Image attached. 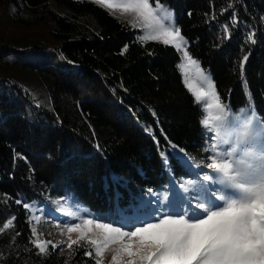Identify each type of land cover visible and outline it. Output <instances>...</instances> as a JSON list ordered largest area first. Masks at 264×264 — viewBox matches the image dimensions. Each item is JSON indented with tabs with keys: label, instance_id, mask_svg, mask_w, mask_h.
Instances as JSON below:
<instances>
[{
	"label": "trees",
	"instance_id": "trees-1",
	"mask_svg": "<svg viewBox=\"0 0 264 264\" xmlns=\"http://www.w3.org/2000/svg\"><path fill=\"white\" fill-rule=\"evenodd\" d=\"M159 3L228 110L251 104L264 115V0ZM2 8L13 27L39 30L0 35V264H95L83 242L40 253L32 210L68 199L115 225L154 215L205 156L202 106L172 45L139 41L92 0H0Z\"/></svg>",
	"mask_w": 264,
	"mask_h": 264
},
{
	"label": "snow or ice",
	"instance_id": "snow-or-ice-1",
	"mask_svg": "<svg viewBox=\"0 0 264 264\" xmlns=\"http://www.w3.org/2000/svg\"><path fill=\"white\" fill-rule=\"evenodd\" d=\"M96 2L115 7L110 0ZM121 7L123 11L135 12L148 21L147 26L152 28L154 34L141 39L158 40L163 37V43L174 44L177 49L183 47L185 42L180 28L166 24L170 13L159 0H156L155 7L149 0H131ZM253 36L249 34L248 39L255 43ZM183 58L187 61L183 65L185 71L189 66H196L198 74L202 73L199 61L187 50L183 51ZM247 59L245 56L240 62L242 73ZM206 80L209 91L197 89L196 102L199 103L204 97L211 98L213 103L208 107L215 106L220 113L215 119L221 122V128L226 124H240L239 120L234 121L229 116L228 106L221 102L210 74ZM251 110V104L240 110L243 131L237 134L235 141L220 137V142L211 146L212 155L206 157L210 161L206 167L211 172L206 173L203 183L196 186L193 195L199 200L190 210L162 211L159 215L148 213L147 219L121 227L98 223L96 226L104 230L103 247L100 241L87 238L83 233L76 240L69 237L67 246L72 248L82 240H89L96 245L95 256L101 257L109 241L118 242L120 248L117 255L126 254V264H264V122L249 116ZM208 123L207 119L201 121L204 126ZM161 155L167 164V158ZM200 163L204 164L205 161ZM16 203L20 204L21 201ZM23 207L27 210L32 205L24 203ZM14 219L5 222L3 230H7ZM90 223L84 220L85 225ZM138 223L142 226H136ZM122 228L134 230L122 231ZM77 230H80L79 224L67 229L69 233ZM33 243L40 253L46 252L47 244L54 249L59 247L51 241L45 243L37 240ZM85 255L91 256L92 251H86ZM117 255L112 257L113 264L117 261ZM95 264H102L101 259H97Z\"/></svg>",
	"mask_w": 264,
	"mask_h": 264
},
{
	"label": "rangeland",
	"instance_id": "rangeland-1",
	"mask_svg": "<svg viewBox=\"0 0 264 264\" xmlns=\"http://www.w3.org/2000/svg\"><path fill=\"white\" fill-rule=\"evenodd\" d=\"M96 2V0H92ZM110 2L115 5V7H107L101 5L105 9H107L112 14L118 16L119 18L123 19L125 22L129 23L135 30L138 31V39L141 42H146L150 40H143L141 37L146 36L148 34H154L151 27L147 26L148 21H145L142 17L137 15L135 12L131 11H123V5H126L131 2V0H110ZM97 3V2H96ZM149 3L152 7L156 6V3ZM166 8V7H165ZM167 9V8H166ZM170 13L169 21L166 24L170 23L172 26L177 27L175 24V17L174 13L167 9ZM38 27L23 29V28H16L13 27L10 18L8 16L7 8L0 9V35L2 33L4 35H13L15 38H36L38 37ZM249 34H253L251 31H246L243 33V36L248 39ZM163 37L158 40L163 42ZM249 40V39H248ZM184 45L181 49H177L174 44L172 45L180 55V65L181 71L186 81V85L188 89L192 92L196 100V90L197 89H204V91H209L207 88V80L206 77L209 75L205 70H203L200 65L199 68L202 70L201 74H198L196 70V66H189L187 71L183 65L187 64V61L183 58V51L187 50V41L184 38ZM213 101L210 97H204L199 104L202 106L203 109V119H207L209 121L207 126H204L205 130L207 131V141H206V148H205V156L200 160L205 161L204 164L199 166L193 167L195 172V178L188 179L177 188L174 189L173 195L171 200L165 202L161 205L157 203L153 207L154 215H159L162 211H176V210H190V207H194L199 197H195L193 193L197 190L196 186L200 183H203V176L206 173H210L211 170L206 167V163L210 162L206 160V157L212 155L210 148L213 144H218L220 142V137L225 139H231L235 141L237 139V134L243 131L242 124L243 121L241 120V109L239 108L236 111L228 110L229 116L233 118L234 121L239 120L240 124L231 123L226 124L225 127L221 128L220 121H217L215 117L220 113L217 111L215 106L209 108L208 105L212 104ZM247 108V107H246ZM249 116L255 117L257 121L264 122V115L257 114L256 111L252 108V110L248 113ZM202 119V120H203ZM227 119V118H226ZM215 138V139H214ZM226 147V145H224ZM158 200V202H160ZM54 204L56 205L55 208H35L32 210V217H31V226L35 229V236L36 241H42L47 243L51 241L59 245L60 252H65L69 247L67 246L69 243V237L72 240H76L81 233H83L87 238L95 239L101 242V246L103 247V240H104V230L98 228L96 225L100 224H112L113 227H121L122 225H115L113 223H106L100 219H96L93 214L90 212L85 211L82 208H78L74 206L68 199L55 201ZM181 214H183L181 212ZM202 218V217H201ZM84 220L91 221L90 224L85 225ZM148 222H156V221H148ZM73 224H79L80 230L73 231L69 233L67 231L69 226ZM136 226H142V224H136ZM134 230L129 228H122V231ZM80 242L86 243L91 246L95 253L96 245H92L89 240H82ZM49 245V244H48ZM51 245V244H50ZM120 248V244L118 242L109 241L107 247L104 248L101 257H96L97 259H101L102 264H113L112 257L113 255L118 254V250ZM128 257L126 254L117 255V261L115 264H126Z\"/></svg>",
	"mask_w": 264,
	"mask_h": 264
}]
</instances>
